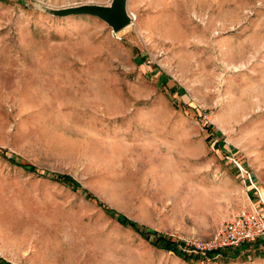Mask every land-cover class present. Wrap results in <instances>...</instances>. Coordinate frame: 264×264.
Here are the masks:
<instances>
[{"label":"rangeland","instance_id":"obj_1","mask_svg":"<svg viewBox=\"0 0 264 264\" xmlns=\"http://www.w3.org/2000/svg\"><path fill=\"white\" fill-rule=\"evenodd\" d=\"M109 1L0 0V256L264 264V238L216 256L156 241L259 202L233 160L264 199V0H126L117 31L60 13Z\"/></svg>","mask_w":264,"mask_h":264},{"label":"built area","instance_id":"obj_2","mask_svg":"<svg viewBox=\"0 0 264 264\" xmlns=\"http://www.w3.org/2000/svg\"><path fill=\"white\" fill-rule=\"evenodd\" d=\"M242 176H246L249 185L258 196V203L249 201L247 205L240 206L235 212L221 220L217 228L208 236H191L180 242L179 248L183 251L196 253L201 256L221 254L224 249H238L264 238V199L260 190L250 178L249 173L242 165L233 160ZM0 259L7 260L0 256Z\"/></svg>","mask_w":264,"mask_h":264},{"label":"water","instance_id":"obj_3","mask_svg":"<svg viewBox=\"0 0 264 264\" xmlns=\"http://www.w3.org/2000/svg\"><path fill=\"white\" fill-rule=\"evenodd\" d=\"M60 13H85L94 15L117 31L130 21L126 10V0H110L108 4L81 3L60 9Z\"/></svg>","mask_w":264,"mask_h":264},{"label":"trees","instance_id":"obj_4","mask_svg":"<svg viewBox=\"0 0 264 264\" xmlns=\"http://www.w3.org/2000/svg\"><path fill=\"white\" fill-rule=\"evenodd\" d=\"M27 167H28V169H34V167H32L30 165H28ZM59 177L60 178L57 177L56 179H60L63 181L70 182L68 176H66L64 174L59 175ZM121 221L124 222L125 224L131 226L135 231H137L140 234L147 237V232L142 227L136 225L134 222H132L126 218H123ZM156 241L161 243L162 246H165V247L171 249L173 252H175L177 254L184 253L183 250H181L173 240H170V239L164 238V237H159L156 239ZM234 249H236V248H234ZM225 253H226V249L221 250V254L225 255ZM0 263L1 264H8L5 260H2V259H0Z\"/></svg>","mask_w":264,"mask_h":264},{"label":"bare ground","instance_id":"obj_5","mask_svg":"<svg viewBox=\"0 0 264 264\" xmlns=\"http://www.w3.org/2000/svg\"><path fill=\"white\" fill-rule=\"evenodd\" d=\"M131 17V16H130Z\"/></svg>","mask_w":264,"mask_h":264}]
</instances>
